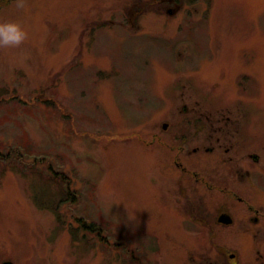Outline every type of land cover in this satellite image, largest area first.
I'll use <instances>...</instances> for the list:
<instances>
[{
  "label": "rangeland",
  "instance_id": "374dc122",
  "mask_svg": "<svg viewBox=\"0 0 264 264\" xmlns=\"http://www.w3.org/2000/svg\"><path fill=\"white\" fill-rule=\"evenodd\" d=\"M25 4L0 0V21L29 33L0 49V142L48 158L76 199L62 202L45 164L31 174L11 161L0 177V264H264V0ZM210 120L235 122L236 155L260 158L243 189L258 227L240 209L233 225H216L224 198L181 193L168 135L153 138L165 122ZM189 159L208 168L215 157ZM76 217L106 227L117 248L105 253Z\"/></svg>",
  "mask_w": 264,
  "mask_h": 264
},
{
  "label": "flooded vegetation",
  "instance_id": "af4514ba",
  "mask_svg": "<svg viewBox=\"0 0 264 264\" xmlns=\"http://www.w3.org/2000/svg\"><path fill=\"white\" fill-rule=\"evenodd\" d=\"M184 112H189L187 106L183 107ZM236 126L230 120L218 121H188V122H165L160 126V133H153V138H161L166 134V149L169 152L170 165L180 177L177 186L180 192L186 197L188 192L198 193L205 198L208 194L211 198L221 195L224 201L214 204L218 206L217 217L214 223L218 226V219L221 215H229L233 223L234 214L241 210L244 216H248L250 225L258 227L261 224L262 213L259 208L247 201L243 189L247 178L251 176L252 169L247 168L248 162L258 164L260 158L256 153H247L238 157L236 148ZM161 135V136H160ZM163 141V142H164ZM196 143V146L189 150L188 146ZM164 144V143H163ZM200 153L214 156V161L207 165L208 168L191 162L190 157ZM184 182L186 185H184ZM188 183V184H187ZM190 204V200L187 199ZM232 210L234 214L232 213ZM192 220L195 223L206 224L207 221L200 218L203 212L196 213L193 207L191 210ZM225 225V226H231ZM253 238L259 239L262 235L261 229H254ZM214 237L215 232H209ZM241 236H247L246 232H239Z\"/></svg>",
  "mask_w": 264,
  "mask_h": 264
},
{
  "label": "trees",
  "instance_id": "16d2710c",
  "mask_svg": "<svg viewBox=\"0 0 264 264\" xmlns=\"http://www.w3.org/2000/svg\"><path fill=\"white\" fill-rule=\"evenodd\" d=\"M42 99V98H40ZM42 101V100H41ZM2 100L0 99V103ZM44 104H50V100L47 99L42 102ZM1 123V122H0ZM0 147H4V151H0V165L3 167L0 168V177L7 170H12L14 168L11 166V163H15L17 165V169H22L25 172L29 171L31 174H37V164H45L47 170L52 172L54 176L52 179L57 182V185L60 188V195H62V202H71L72 204L75 202L76 196L75 193L71 191V183L68 181L64 173H58L53 171V166L49 162L48 158H33L29 149L27 147H15V146H4L3 143L0 142ZM12 161V162H11ZM11 162V163H10ZM12 167V168H11ZM40 175H43L40 173ZM46 179L50 177L46 176ZM75 221L77 224L88 234H91L96 237V239L102 244L103 251L108 253L111 249L117 248V244H113L110 242V235H103L102 233L106 230V227L99 226L95 221L88 222L84 217H76ZM73 233V231H71ZM74 234V233H73ZM127 251V247L124 248Z\"/></svg>",
  "mask_w": 264,
  "mask_h": 264
},
{
  "label": "clouds",
  "instance_id": "9594fccd",
  "mask_svg": "<svg viewBox=\"0 0 264 264\" xmlns=\"http://www.w3.org/2000/svg\"><path fill=\"white\" fill-rule=\"evenodd\" d=\"M15 7L18 10L24 9L25 0H15ZM28 38L29 33L20 21H0V49L19 48Z\"/></svg>",
  "mask_w": 264,
  "mask_h": 264
},
{
  "label": "water",
  "instance_id": "95a60500",
  "mask_svg": "<svg viewBox=\"0 0 264 264\" xmlns=\"http://www.w3.org/2000/svg\"><path fill=\"white\" fill-rule=\"evenodd\" d=\"M218 221H219V223H221L223 225H231L233 223L232 218L227 214L221 215L219 217ZM4 264H12V263L11 262H5Z\"/></svg>",
  "mask_w": 264,
  "mask_h": 264
}]
</instances>
